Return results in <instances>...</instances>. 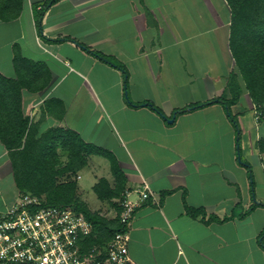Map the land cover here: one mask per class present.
<instances>
[{
    "label": "crops",
    "instance_id": "1",
    "mask_svg": "<svg viewBox=\"0 0 264 264\" xmlns=\"http://www.w3.org/2000/svg\"><path fill=\"white\" fill-rule=\"evenodd\" d=\"M49 1L26 0L17 18L0 20V72L40 88L22 92L39 134L70 128L99 151L78 172L80 191L84 170L92 188L101 177L112 182L111 157L132 199L149 185L128 226L132 258L264 264V116L246 89L232 105L250 170L225 106L212 102L228 92L236 65L228 0H54L40 33L34 5ZM89 49L123 64L127 82ZM128 99L151 101L166 117ZM198 103L206 104L188 108ZM20 193L0 140V209Z\"/></svg>",
    "mask_w": 264,
    "mask_h": 264
},
{
    "label": "trees",
    "instance_id": "2",
    "mask_svg": "<svg viewBox=\"0 0 264 264\" xmlns=\"http://www.w3.org/2000/svg\"><path fill=\"white\" fill-rule=\"evenodd\" d=\"M25 2L26 0H0V20L17 18ZM51 2L54 0H50L41 8L34 5L40 33L43 30L44 12ZM228 2L232 10L230 47L236 64L230 74L229 90L234 92L237 85L235 82L241 78L245 89L264 116V0H228ZM91 51L112 65L120 67L127 82L128 71L123 64L116 62L110 55ZM25 87L32 88L25 78L20 76L12 78L0 72V140L8 150L16 185L21 192L46 194L47 204L73 205L93 223V234L87 240L88 248L105 244L120 227L119 218L110 219L99 211L91 210L84 201L78 200V179H71L69 176L63 181L57 180L58 176L66 173L78 175V172L88 165L89 156L99 151L70 128H49L39 134L38 128L30 122L23 111L22 92ZM240 90H235L231 98H226L224 95L213 99L212 102H220L225 106L238 133L237 152L240 162L251 170L250 165L241 159L240 124L237 115L232 111V105L240 98ZM129 102L133 105H150L166 117L163 110L151 101L134 103L129 100ZM206 103L194 104L188 108L193 109ZM186 109H178L175 113L178 114ZM260 144L261 149L264 150V138ZM59 150L67 154L68 161L65 164L60 162ZM110 163L115 185L112 186L107 178L101 177L93 186L94 192L101 200L122 198L126 189L124 173L117 160L111 157Z\"/></svg>",
    "mask_w": 264,
    "mask_h": 264
},
{
    "label": "built area",
    "instance_id": "3",
    "mask_svg": "<svg viewBox=\"0 0 264 264\" xmlns=\"http://www.w3.org/2000/svg\"><path fill=\"white\" fill-rule=\"evenodd\" d=\"M259 117V116H258ZM152 191L145 182L139 199L123 193L120 227L102 245L88 248L93 223L73 205H51L44 195L21 192L0 209V264H139L129 252V223Z\"/></svg>",
    "mask_w": 264,
    "mask_h": 264
},
{
    "label": "rangeland",
    "instance_id": "4",
    "mask_svg": "<svg viewBox=\"0 0 264 264\" xmlns=\"http://www.w3.org/2000/svg\"><path fill=\"white\" fill-rule=\"evenodd\" d=\"M235 83L237 84L235 90L241 89L240 91L242 93V91L245 90L244 81L241 78L240 79L238 78V80H236ZM234 92H231V90H228L225 97L231 98L234 95ZM233 113L237 115L236 112L233 111ZM59 154H60V162L62 164H65L68 161L67 154L63 153L61 150H59ZM57 167H59V165ZM81 174L83 177L79 180V182L81 184V187L84 188L85 191L84 192L82 190L78 191V200L84 201L91 210L99 211L102 215L110 219L117 218L121 210V197L120 198L117 197L112 200H101L100 198H98L97 194L94 192L92 188V181L94 177H92V175L88 173V170L82 171ZM69 176L71 179H78L77 177L78 175H75L72 173H66L63 176H58L57 180L63 181ZM111 184L112 186L115 185L114 177L112 178ZM43 195L46 197V194H43Z\"/></svg>",
    "mask_w": 264,
    "mask_h": 264
},
{
    "label": "water",
    "instance_id": "5",
    "mask_svg": "<svg viewBox=\"0 0 264 264\" xmlns=\"http://www.w3.org/2000/svg\"><path fill=\"white\" fill-rule=\"evenodd\" d=\"M174 117H175V115L172 118L169 119V122H173L174 121Z\"/></svg>",
    "mask_w": 264,
    "mask_h": 264
}]
</instances>
